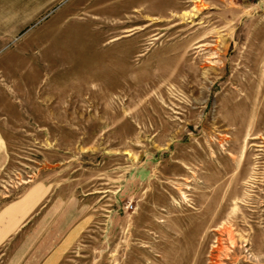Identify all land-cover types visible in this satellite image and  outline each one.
Here are the masks:
<instances>
[{
    "label": "rangeland",
    "instance_id": "obj_1",
    "mask_svg": "<svg viewBox=\"0 0 264 264\" xmlns=\"http://www.w3.org/2000/svg\"><path fill=\"white\" fill-rule=\"evenodd\" d=\"M0 264H264V0H0Z\"/></svg>",
    "mask_w": 264,
    "mask_h": 264
},
{
    "label": "crops",
    "instance_id": "obj_2",
    "mask_svg": "<svg viewBox=\"0 0 264 264\" xmlns=\"http://www.w3.org/2000/svg\"><path fill=\"white\" fill-rule=\"evenodd\" d=\"M1 145V139H0ZM36 188L30 189L20 200L10 203L0 210V248L10 240L12 235L23 228L28 221L26 215L38 201ZM73 236H65L51 252L35 264H59L63 253L72 241Z\"/></svg>",
    "mask_w": 264,
    "mask_h": 264
}]
</instances>
